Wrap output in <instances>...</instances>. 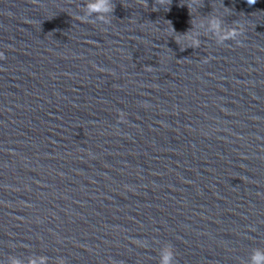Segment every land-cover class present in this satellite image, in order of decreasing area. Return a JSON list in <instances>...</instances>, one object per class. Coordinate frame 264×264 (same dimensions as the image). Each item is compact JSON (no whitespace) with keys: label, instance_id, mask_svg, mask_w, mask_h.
Returning <instances> with one entry per match:
<instances>
[{"label":"water","instance_id":"1","mask_svg":"<svg viewBox=\"0 0 264 264\" xmlns=\"http://www.w3.org/2000/svg\"><path fill=\"white\" fill-rule=\"evenodd\" d=\"M89 2L64 0L0 59V264H160L164 248L249 264L264 0H113L110 22ZM212 18L244 33L221 39Z\"/></svg>","mask_w":264,"mask_h":264},{"label":"clouds","instance_id":"2","mask_svg":"<svg viewBox=\"0 0 264 264\" xmlns=\"http://www.w3.org/2000/svg\"><path fill=\"white\" fill-rule=\"evenodd\" d=\"M143 2L147 7L146 0H143ZM255 3L256 0H247V4L249 5H254ZM156 4L158 5L167 4V8H166L167 11L168 6L171 4V0H155V4L153 7H155ZM85 7L88 10V15L96 14L97 17L102 22H110L108 18L113 13L115 5L113 3V0H90V2L85 5ZM189 14L191 15V10H189ZM209 24H210V29L212 31L221 33V39L237 40V38L244 33L242 26H237L233 29H229L226 32L222 31L220 27V21L216 18H212ZM179 35L181 37L186 38L187 32ZM198 43H199L198 41L193 40V44H198ZM237 43L239 44V40ZM0 58H3L2 53H0ZM173 259H174V254L170 248L162 249L160 264H172ZM12 264H19V261L13 260ZM32 264H37V260L34 259L32 261ZM39 264H45L43 258H39ZM59 264H63V262L61 261L59 262ZM249 264H264V250L256 249L249 257Z\"/></svg>","mask_w":264,"mask_h":264}]
</instances>
